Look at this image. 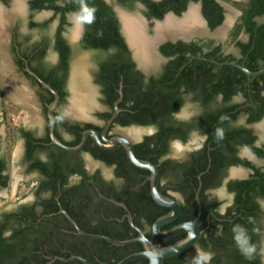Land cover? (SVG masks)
I'll use <instances>...</instances> for the list:
<instances>
[{"label": "trees", "instance_id": "16d2710c", "mask_svg": "<svg viewBox=\"0 0 264 264\" xmlns=\"http://www.w3.org/2000/svg\"><path fill=\"white\" fill-rule=\"evenodd\" d=\"M8 3V0H1ZM118 4L131 8L139 3L143 6V16L149 21H161L164 17L172 13L176 17H180L186 12L189 4L201 3L203 17L208 22L211 31L218 28L224 21V9L217 0H113ZM231 4L242 13L233 28L230 38L231 42L236 43L240 49V58L234 55H224L220 46H215L212 40H197L190 43L177 41L176 43H166L160 47L161 54L167 59L162 69L157 75L147 77L144 73L136 69L134 62L130 61V50L122 34V26L117 14L111 4L106 0H86L90 7H94L95 19L91 24H84V33L80 40L82 50L95 51L101 55L107 54L105 60L100 63L101 72L96 82L102 86V95L105 97L106 103L113 109L114 102L118 99L117 92L119 82L123 78L124 98L120 104L122 113L118 116L115 124L123 126H141L153 127L155 133L145 136L144 140L135 146L136 156L142 161L150 160L153 164H160L159 148L167 145L172 139H179L185 143L193 130H198L202 134H206L209 138L207 144L215 150L211 152L212 166L208 173L202 176L203 185H213L219 187L222 185V176L224 167L243 166L252 171L248 180L230 183L229 187L232 192H236L238 200H242V194H246V203L244 209L247 211L250 219L256 215L258 207L255 204L257 197L264 198V171L262 168L255 167L252 163L245 159L235 158L236 147H246L255 153L261 159H264V150L255 146L256 137L252 130L244 127H235L233 122L239 117L240 112L248 115L247 123L249 125L258 123L264 118V74L253 77L248 80L247 75L240 69L230 65H219L211 60L224 62H237L244 65L251 72H258L264 69V21L259 22V17H264V0H221ZM30 22L29 28L46 29L51 21L60 16L59 26L55 32L57 40V51L60 53L62 69L65 74L69 70V60L71 59L72 49L62 37L68 23L67 17L79 10V0H29ZM44 11H53L54 17L43 23L33 21V14ZM246 32L249 36L247 43H240L238 40L242 32ZM113 52V53H110ZM45 52L39 56L44 57ZM38 57V58H39ZM39 58V59H40ZM206 59V60H203ZM210 60V61H209ZM24 65H22L23 67ZM33 69V68H32ZM47 83H49L60 95L61 103H64L68 96V89L65 81L57 76V73H48L42 75L33 69ZM57 76V77H56ZM4 91L0 90L1 99L4 97ZM241 95L245 98L246 103H252V106L234 113L239 108V104H233L236 96ZM49 102H53L54 96H50ZM195 103L200 107V114L193 119V123L187 124L184 121H178L174 115L177 113L187 101ZM217 107L213 105L215 103ZM12 104L0 100V119L9 120L12 113L16 112ZM15 111V112H14ZM111 115L108 114L109 118ZM88 127H92L88 125ZM79 129V126L76 127ZM221 128L224 132V138L217 141L215 137V129ZM15 136V134H14ZM30 143L33 140L32 135L28 136ZM15 140V138H14ZM80 139L66 143L68 146H76ZM49 141V140H47ZM40 149H44L40 147ZM47 150V149H46ZM50 152V150H47ZM84 151H90L95 159L104 160L108 165H117L119 175L125 178L126 154L110 155V152H104L95 146L89 145ZM207 149L200 153V159L196 163L181 164L182 173H185L191 184H186L185 180L181 182L183 188H190L199 184L198 175L208 168L209 158L206 155ZM204 153V155H203ZM68 155L58 153L56 160L60 161ZM31 157V156H30ZM118 160L120 162H118ZM56 163L58 164V162ZM45 164L37 162L32 165L31 169L40 171L47 176L53 183V195L45 202V209L41 211L42 215H50L58 212L59 207L56 204L57 183L60 179L63 183L64 194L71 196L77 187H69L67 185L68 176L75 173H83L67 169L63 172L58 171L54 164ZM52 166V168H49ZM8 162L4 157L0 156V193L9 187V177L6 175ZM85 174V173H83ZM130 178V177H129ZM131 183L134 182L131 179ZM131 183H128L130 186ZM78 191V190H77ZM132 198L130 189L126 190ZM182 191H184L182 189ZM193 191V190H191ZM135 197L140 199L135 202L134 221L137 226L144 228V224L148 227L165 214L160 206L155 204L150 194V183L142 185ZM63 206L68 209L72 218L77 219V211L70 210L69 201L63 199ZM141 203V206L138 204ZM149 205V207H148ZM75 207V206H74ZM79 208L80 203H79ZM77 207V208H78ZM194 208V207H193ZM32 214H25V218H36L35 208ZM29 212V211H27ZM31 212V211H30ZM41 215V214H40ZM38 215V216H40ZM34 220V219H33ZM48 226L39 229H27L21 226L13 230L10 237L5 234L10 230V226H0V264H33L34 258L39 257L37 251H43L45 247L38 243H24L25 246H19V238L23 240H31V236L37 235L39 239H53L62 241L67 246L68 254H61L65 257L80 256L92 263L97 264H118L125 257L142 251L139 246L117 247L106 241H98L83 236L67 235L60 232V223L57 220L49 225V221H44ZM19 225V224H18ZM80 227L93 234H106L114 239L126 240L123 235H116L111 229L104 232L102 228L93 230L92 226ZM171 226L165 227L170 229ZM130 232V227H126ZM252 228L250 227L249 230ZM29 230V231H25ZM26 233H30L28 236ZM52 235V236H51ZM137 234L134 232V236ZM185 235L169 242H160L151 237L154 243L160 244L162 247L169 246L182 239ZM132 237L129 236V239ZM43 249V250H42ZM196 255L194 248L183 255L169 259L165 264H191L192 257ZM43 264L41 262H34ZM71 264H83L82 262H72ZM132 264H149L147 259H139Z\"/></svg>", "mask_w": 264, "mask_h": 264}, {"label": "flooded vegetation", "instance_id": "af4514ba", "mask_svg": "<svg viewBox=\"0 0 264 264\" xmlns=\"http://www.w3.org/2000/svg\"><path fill=\"white\" fill-rule=\"evenodd\" d=\"M13 2L16 5L15 3L16 0H8V3H4V1L0 0V9L2 8L3 11L12 15V12L10 13L9 10H11V6ZM217 2L224 9V21L218 28H216L213 31L209 29L208 22L202 15V10H201L202 6L200 2L189 4L186 12L183 13L182 16L177 17L178 23L182 21L184 22L185 19L189 16V12L192 10L194 11L195 15L198 17V22L193 26V28H190L186 30L185 32L178 29L174 33L167 34L166 36H164L167 38L161 37V39H164V40L159 44L157 48V54H158V57L162 60V62H160V64H157L155 73H152L151 70L145 71L144 69H141L140 65L138 64V62L135 61L133 57L132 50L128 46L130 53H131L130 61L134 62L136 65V69L144 73L147 77L154 76L160 72L163 65L167 62V59L160 52V47L163 44L176 43L177 41L190 43V42L197 41V40H212L215 42V46L221 47L224 55L227 56L229 54H232L237 59H239L240 53H241L240 49L236 43L231 42L230 34L233 28L235 27L237 21L241 17L242 13L238 11L239 16L237 17L235 22L232 23V25H229L230 20H229V17L227 16L228 10L226 9L224 5V3H227V2L221 1V0H217ZM137 4L135 5L137 6ZM16 11L18 12L15 6L14 12ZM174 16L175 15H173L172 13H169L161 21H156V20L149 21L145 17L144 18H145V22L147 21V23L149 24H154L155 22L157 23L162 22L166 20L168 17L174 18ZM58 17L60 18L59 15ZM68 17H67V20H68V23L70 24ZM257 20L259 22H263L264 17H259ZM33 21H34V14H33ZM9 23H12V22H9ZM82 26H83L82 27V36H83L84 25ZM40 29L41 28H39L38 30ZM66 29L63 32L62 37L72 49V55H71V59L69 60V70L67 74H65L64 70L61 68L62 67L61 57H60L59 51H57L56 49L58 44L55 38V34L53 38H48V37L46 38L42 36L39 39H35L33 35H25V34L19 33V28H15L14 30L10 32L9 46H10V50L12 53L11 55L12 61H9L10 62L9 76H13L12 70H13V65H14L17 73L19 75H22L23 78L31 86L36 88L37 90L36 96H37L38 103L41 108L40 113L44 120V123L33 125V126H30L29 128H25L24 126L19 125V127L16 128L15 130L14 138L18 137V139L22 142V156H21L20 163L21 165L24 166L25 177L29 178L31 176H34V177L36 176L35 177L36 184L34 185L33 197H31V199H27V196H25L24 198L20 200L16 208L11 210L10 212L3 213L2 215H0V226H7V225L10 226L11 231H7L5 234L6 237H10L13 230L20 227V224L23 227V229L24 228L39 229L41 227V230H42V227L48 226L44 221L48 220L49 225H51L53 222H50V221L57 220V222L60 223L59 227H61L62 225L60 232L66 233L67 235L71 234L75 237L83 236L85 238H89V237L79 234L75 225L61 212L63 210L69 214L70 218L73 219L77 223V225L79 226L81 230L83 229L80 227V224L83 227L92 226L93 230H95V228L96 229L102 228L101 230H104V232L111 229L112 233L116 235H123L124 237H127L128 239L118 240L106 234H101V233L93 234V233L83 230L86 233H90L96 236L101 235V236L108 237L110 239L118 240V241L132 240L139 236L138 231L135 230L130 224V219H132L133 224L137 226L134 221L135 219L134 212L136 208L135 202L136 200H140V199L136 198L135 194L139 191V188L142 185H146L147 183H150V194H151V181H150L151 174L148 171H142L140 169H137L134 165H132L131 162L129 161L125 148L121 145L117 146L115 149H112V150H104L98 146V144L92 137H90L85 147H88L89 145L95 146L97 149L99 148L100 150L104 152H110V155L114 154V156H117V158H118V155H121L122 152H125L126 160H127L125 163L127 164V166L125 167L126 171L122 173V174H125L124 175L125 178L119 175L116 164L108 165L104 160L95 159L94 155L90 151H84L85 147L83 148V150L79 152H68L56 146L55 144H53L51 141V136H50L51 123L48 117V112H49V106L54 102V100L51 103L49 102L51 98L50 96L51 95L54 96V95L47 89L43 88L42 85L39 82H37L34 77L28 75L25 72V69L27 68V66H29V68L35 74H37V72H35L33 69L37 70L44 76L47 75L48 73H57L58 74L57 76H59L60 79L65 81L66 87L68 89V96L65 99L64 103H61V99H60V103L57 109H55L53 112L54 121H55L54 134H55V137L60 142H62L65 145L66 143H70L78 139H80L79 141L81 142L83 138V134L89 130H94L100 136H103L109 121L114 115L115 103L118 101L117 99L114 102V106L112 109L109 106V104L106 103V101L104 100L105 97L103 96L104 94L102 95V86L96 82L101 72L100 63L103 60H105V58L107 57V54L102 56L101 53L98 52L97 53L98 55L96 56V59L94 60L93 65L91 67H88L90 71H87L88 73L89 72L91 73V76H90L91 81L99 88L100 102L103 108L105 109V112L100 111L99 109L98 110L94 109L93 111H91L90 115H92V119L94 121L92 122L88 118L89 110L92 108V106L90 107L89 105H86L88 104L87 102H85V104H83L84 102H82L81 104L77 103L78 105L81 106L80 109H76L75 111L71 112V114L64 113L62 109L68 103V98L70 97V94L74 93L73 88H72V76H73V73H76V70L72 68L74 50H73L72 44L70 43V41L66 39L64 35L66 32ZM34 30H36V28H34ZM205 30H208L211 36L208 37V36L203 35V37L193 38L190 40H187V38L184 39L181 36V35H184V36L195 35L198 33L202 34L205 32ZM80 31H81V28L79 29V32L76 38L80 35ZM121 32L123 34V31ZM217 33L220 34L223 38H226V41L223 42L220 39L217 40L216 37L214 36V35H217ZM145 38L147 39L146 42L150 43L152 40H154L155 37L152 39L147 38V37ZM248 39H249V36L246 34V32L243 31L237 41H239L240 43H247ZM125 41H126V38H125ZM135 43L136 42H133V44ZM229 49H231V51H229ZM50 51L56 56L55 60L49 57ZM42 52H45L46 55H44L43 58H40L39 56L41 55ZM110 53H113V52H110ZM148 53H149V57H147L146 59L150 61L155 60L154 59L155 57L153 58V54H152L153 52H151L150 50V52ZM203 60H206V59H203ZM156 61H158V58ZM211 61L217 62L219 63V65L220 64L223 65L224 63L239 64L233 61L224 62V63H220L215 60H211ZM5 62L7 63V61ZM0 64H1L0 72L1 73L3 72L4 74L6 72L3 67L5 63L2 64V62L0 61ZM22 65L24 66L22 67ZM239 65H242V64H239ZM82 66H85V65H82ZM80 74L81 75L77 77L79 80H82L83 76L86 77L87 75L84 71L80 72ZM37 75L39 76V74ZM121 81L123 82V78H121L120 82ZM120 82H119V85H120ZM84 84H88V79ZM0 90L4 91V95H3L4 97L2 99L0 97V100H4L6 103L12 104V105L16 103V105L19 106V101H15L7 93L6 86L0 85ZM232 103L239 104V108L236 111H234V113H238L240 110L246 109L248 108V106L249 107L252 106V103L247 104L245 98L242 97L241 95L236 96ZM120 104L118 106H120ZM217 104H219V102L215 103L213 106L217 107ZM182 108H184V117L181 119H177L176 114L179 113ZM182 108L177 113H175L174 117L178 121L187 122V124L193 123L192 122L193 119H195L200 114V111H201L199 105L192 103L189 100L185 103V105ZM119 110L120 111H119L118 116L122 113V109L120 107H119ZM110 113L111 115L108 118L107 115ZM116 119L111 123V125L107 129L106 137L108 139H112L115 137L129 138L128 134H130L131 136L135 137V139H137L136 141H133L135 144L134 148L137 144H140L144 140L145 136H150V134L142 136L141 133L138 134L136 130L141 132V130H143L144 128H151V129L153 128V127H141V126H123L120 124H115ZM247 120H248V115L246 113L240 112L239 117L232 124L233 126L237 128L244 127V128H248L252 130L253 135L257 139L255 141V146L262 148L264 150V141L262 140L264 139V127L263 128L258 127L259 124L264 122V118L260 122L254 123L251 125L247 123ZM88 125H91L92 127H88ZM78 126H79V129L76 128ZM153 131L155 133V129ZM29 135H32L33 140H34L31 143H30V138L28 137ZM205 136L207 137V139H204ZM208 140L209 138L206 134H202L198 130H193L190 132V135L188 136L187 141L185 143L182 142L183 150L181 151V153L177 154V156H173L174 149L170 147V142H169L167 145H163L162 148H159L160 157H159L158 162L160 164L155 165L150 160H148V162L152 163L159 170L161 194L165 197H168L176 201L177 203L181 205V208H182L179 218L168 226H171V228H174L176 226H179L185 223L197 221L198 219V223L200 225L202 235L199 241L197 242V244L193 248L195 251L197 248H202L205 251L212 252L214 255H213V259L210 261V264H264V258L260 257L259 255L254 256V258L252 259H248L244 255H242V253L239 251L234 241V233L232 231L233 227L239 224L248 230V234L250 235L251 241L253 243H258L259 241L264 239V198L257 197L255 199L254 202L258 207V211L256 212V215L252 216V218L250 219L249 216L245 215L248 213L244 209V205L246 203V194H242L241 196L242 200L239 201L237 198L236 192H232L229 187L230 183L248 180L250 175L252 174V171L249 168H246L243 166L224 167V170L222 171L223 172L222 185H220L219 187L213 186L214 183L216 182L215 179H213L212 181L213 185L211 186L208 185L205 187V185H203L201 178L203 175L209 172L212 166L211 152L215 150L214 148L210 147L209 144H207ZM40 147H43L44 149H40ZM46 149L50 150V152H48ZM204 149H207L206 155L209 158L208 168L206 171L198 175V181H199L198 186L196 187L194 185L193 187L190 188L193 191L191 190L189 191V188H183V186H181V182L183 181V179L184 180L186 179L185 173L184 172L182 173V170L180 169L181 164L196 163V161L200 159V156H201L200 153H202ZM136 151L137 150L135 148V153ZM58 153L60 154L67 153L68 155L63 157L60 161L59 160L57 161L56 158L53 157V155L57 157ZM234 156L237 159H245L249 161L250 163H252L255 167L262 168L264 171V159H261L260 157H258L250 149L246 147H241V146L236 147ZM1 157H4L6 159L5 156H1ZM56 161L58 162V164L56 163ZM256 161L261 164L260 165L257 164ZM37 162H43L47 165L56 163L54 165L60 172H63L67 169H72L78 172L82 171L83 173H85V174L75 173L73 175L68 176V179L66 182L67 185L65 186V189L69 187L70 188L77 187V190H78V191L77 190L73 191L71 196L64 194L62 181L60 179L56 180L58 195L55 198H56V204L59 207L58 208L59 211L51 213L50 215H45V213L44 215H42L43 212L41 213V211H44L45 209L44 207L45 202L52 197L54 187H53V183L50 181V179L47 176L43 175L40 171L36 169H31L32 165ZM118 162L120 161L118 160ZM49 168H52V166H50ZM5 174L8 175L9 177L8 169ZM131 179L134 182V184L131 183ZM188 180H189L188 178L187 180H185L187 185L191 184ZM128 183H131L130 186H128L129 185ZM127 189H130L132 193V198L129 195V193L126 191ZM182 189L184 191H182ZM218 190H221V191L218 192ZM19 192H20V189H19ZM220 192L222 196H220L219 194ZM233 194H234V197H233ZM197 196L199 197V200L202 206V213H201L200 218H198L200 206L198 204ZM64 198L69 201V204L71 207L70 210L77 211L76 212V214L78 215L77 219L72 218L68 209H66L63 206ZM79 203L81 206L80 208L78 207ZM139 205L141 206V203ZM34 208L36 212V218L33 217L29 219L30 216H27V218H25L24 217L25 214L26 215L27 213L32 214L33 212L32 210ZM162 209L165 210V214L163 216L168 215L170 213L169 210L164 209V208ZM127 226L131 228L130 232L127 231L126 229ZM137 227L141 229L142 231H144L145 235L150 240H152L151 237L154 238L153 231H152L153 225L148 227L147 225L144 224L143 229L140 228L139 226ZM250 227L252 228L251 230H249ZM254 228H258L259 232L253 231ZM20 229L21 227L19 228V230ZM165 230H169V229H165L164 227L162 231H165ZM25 231L27 232L29 230H25ZM134 232L137 235L133 237ZM26 234L28 236L30 235V233H26ZM183 235L185 236L182 239L176 240V242L181 241L184 238H186L187 233ZM129 236L132 238L129 239ZM181 236H179L178 238H180ZM89 239H93V238H89ZM93 240L106 241L104 239H99V238L93 239ZM160 242H169V241H160ZM24 243L32 244L33 246H35V244L38 243L40 246L45 247L43 248L44 250L42 249L43 251L36 252L39 254V257L34 258V260L32 261L33 264H37L34 262H41L43 264H71L72 262H77V261L70 260L74 256L67 258L61 255V254L63 255L68 254V250H67L68 248L64 242L56 241V238L53 239V236L51 239H43V240L39 239L37 235L31 236V240H23L19 238V246L21 247L25 246ZM134 245L139 246V248H141L142 251L144 250V247L141 243H135L129 246L131 247ZM117 247H127V246H117ZM90 263L97 264V263H92V262ZM105 264H108V263H105Z\"/></svg>", "mask_w": 264, "mask_h": 264}, {"label": "rangeland", "instance_id": "374dc122", "mask_svg": "<svg viewBox=\"0 0 264 264\" xmlns=\"http://www.w3.org/2000/svg\"><path fill=\"white\" fill-rule=\"evenodd\" d=\"M22 2L23 8L19 12H14L15 9V4L14 2L12 3L10 13L12 12V15L1 10L0 9V61L4 64V71L0 74V85L1 86H6L7 93L9 96L14 99L15 101H19V106L14 103L13 107L16 109L15 113H12L11 117L9 120H3L0 119V155L5 156L7 161H8V174H9V187L5 190H3L0 193V215L3 213L10 212L14 208H16L17 204L20 202L22 198L27 196V199H31L33 197V188L34 185L36 184L35 182V177L31 176L29 178L25 177V170L24 166L21 165L20 160L22 156V142L18 139V137L15 138L14 140V134L16 128L20 126H24L25 128H29L30 126L37 125V124H42L44 123V120L41 116L40 113V105L38 103V99L36 96V88L31 86L24 78L22 75H19L16 71L15 66L13 65V70L12 74L13 76H9V61H12V53L10 50L9 46V41H10V32L14 30L15 28H19V33L25 34V35H33L35 39H39L40 37H48V38H53L57 27L59 26L60 18L57 16L55 17L50 25L48 26L47 29L43 30L39 28L30 29L29 28V22H30V11H29V6H28V0H19ZM109 4H111L116 12L120 11V13L128 14L130 16H133L134 18H137L141 20L144 28L146 29L147 34L151 37L154 38L156 37L157 34V27L158 25H162L165 23L164 20L162 22H155L154 24H149L147 21H143L144 16L142 14V6L137 4L134 5V8H128L125 6H122L118 4L117 2L113 0H106ZM226 9L228 10L227 16L229 17L230 24L232 25L233 22L237 19L239 16L238 10L233 7L229 3H224ZM195 7V6H194ZM14 8V9H13ZM196 8V7H195ZM197 10V9H196ZM198 12V11H197ZM2 14V15H1ZM8 16V17H7ZM54 17V13L52 11H44L40 13H34V21L35 22H45L49 21L51 18ZM70 25L67 27L66 32H65V37L70 43L72 44L73 50H74V58L72 62V68L76 70V73L79 74L80 72L85 69L84 72H86V77L88 79V84L87 87L85 88L88 93V105L92 108L89 110L88 118L92 121V115H90V112L95 110H100L104 111L105 109L101 105L100 102V91L99 88L91 81V73L87 72L90 71L88 67H91L94 63V60L96 59V56L98 55L94 51H83L81 46H80V38L82 36V27L80 25L81 31L80 35L73 39V32L75 30L76 24L72 22L70 19V15L68 17ZM143 19V20H142ZM175 19V18H173ZM178 20V19H175ZM12 22V23H9ZM13 24V25H11ZM205 36H211L209 34L208 30H205L204 33H198L195 35H181L182 38L187 40L193 39V38H198V37H203ZM180 36V38H181ZM190 36V37H189ZM216 39H220L221 41L225 42L226 38H223L220 34L217 33V35H214ZM225 36V35H223ZM167 38V37H164ZM164 39H160L159 42L157 43V48L159 44L163 41ZM227 46V45H226ZM231 51V49H229ZM49 57L55 60L56 56L49 52ZM158 58V61H156ZM152 67L148 68V71L151 70L152 73L156 72V66L157 64H160L162 60L158 57L157 50L155 53V58ZM7 61V63L5 62ZM8 64V65H7ZM12 65V64H11ZM85 65V66H82ZM83 68H82V67ZM1 67V64H0ZM85 67V68H84ZM158 70V68H157ZM15 72V73H14ZM7 73V75H6ZM15 78V79H14ZM74 94H70V97L68 98V103L66 106L63 107L64 113L71 114V112L75 111L76 109H80V105L74 104L73 97ZM79 103V102H78ZM81 104V103H79ZM88 119V120H89ZM31 124V125H30ZM258 127L263 128L264 127V122L259 124ZM154 129L152 128H144L143 130L138 131V134L141 133V135H153L154 134ZM128 137L132 141H136L135 137L131 136L128 134ZM264 141V139H262ZM181 153V151H176L174 150V155L177 156V154ZM257 162V161H256ZM257 164H261L257 162ZM20 186V188H19ZM20 189V192H19ZM220 196H222L221 192L219 193Z\"/></svg>", "mask_w": 264, "mask_h": 264}, {"label": "water", "instance_id": "95a60500", "mask_svg": "<svg viewBox=\"0 0 264 264\" xmlns=\"http://www.w3.org/2000/svg\"><path fill=\"white\" fill-rule=\"evenodd\" d=\"M123 15L130 17V18H134V17L130 16L128 14H124L122 12L120 13V11L119 12L117 11V16L121 22L123 34L126 38L128 46L132 50L133 57H134L135 61L138 62V64L140 65L141 69H144L145 71H147L149 67H152L154 60L150 61V60L146 59L140 50L141 47L139 45H132L130 43L128 36L126 34V29H125L124 21H123ZM174 18L177 19V17H175V16H174ZM135 19H137V18H135ZM143 19L142 20L145 21V18H143ZM137 20H139V19H137ZM139 21H141V20H139ZM143 32H144L145 37L152 39L147 34L144 26H143ZM159 40H157L156 43L154 42L155 44H153L154 45L153 53H152L153 58L155 57V53H156L157 45H158L157 43L159 42ZM212 62L215 64H219V63L214 62V61H212ZM225 64L231 65V66L236 67V68L240 69L241 71H243L247 75L248 80H250L253 77H258V76L264 74V69H262L258 72H251L245 66H242V65H239L236 63H224L223 65H225ZM220 65H222V64H220ZM83 71H85V69H83ZM25 72L28 75L34 77L35 80L37 82H39L43 88L50 91L55 97L54 102L49 106V112H48V117H49V120L51 123L50 136H51L52 143L55 144L56 146L62 148L63 150L68 151V152H79V151L83 150V148L85 147V145H86V143L90 137H92L96 141L98 146L104 150H112V149H115L119 145L123 146L127 152V156L129 158V161L131 162V164L134 165L137 169H140L142 171H148L151 174V177H150L151 196H152L153 201L158 206L170 211V213L168 215L160 217L153 224L152 231H153L154 238L158 241H172V240H175L176 238H178L179 236H181L185 233H187V236H186V238H184L181 241H178V242L171 244L169 246L162 247L161 245L155 244L152 240H150L145 235V232L142 231L141 229H139L137 226H135L133 224V220L130 219L131 226L135 230L138 231L139 236L135 239L127 240V241L113 240V239H110L108 237H104L101 235L96 236V235L84 232L83 230H81L79 228L77 223L73 219L70 218L69 214L66 211L62 210L61 212L75 225L79 234L84 235V236L89 237V238H93V239H98V238L104 239V240L108 241L109 243H111L115 246H129V245H132L135 243H141L143 245V247H144L143 251L127 256L126 258L121 260L118 264H131L132 262L137 261L139 259H147L149 261V264H165V262L167 260L178 257L180 255H183L186 252H188L189 250H191L197 244V242L199 241V239L202 235V231H201L200 225L198 223V219H197V221L185 223V224L176 226L174 228H171L169 230L162 231V229L164 227H167L168 225L172 224L173 222H175L179 218L181 211H182L181 205L179 203H177L176 201H174L168 197H165L161 194L159 170L152 163H150L148 161H142L136 156L135 148H134L135 144L133 141H131L127 137H115L112 139H108L106 137L107 129L109 128L111 123L117 118L119 111H120L118 105L123 101V98H124L123 82L121 81L120 85H119V89H118L119 98H118V101L115 103L114 115L112 116L111 120L109 121L103 136H100L94 130L86 131L83 134V138H82V141L80 142V144H78L77 146L71 147V146L65 145L62 142H60L55 137V134H54V132H55V121H54L53 112L55 109H57V107L60 103V99H61L60 95L58 94V92L55 89H53L49 84H47L37 74H35L29 68V66H27V68L25 69ZM76 75H81V74L80 73L79 74L73 73V76H72V88L74 91V93H73L74 94V96H73L74 102L73 103L78 105L77 104L78 102H80V103L84 102L83 104H85V102L88 101V98H87L88 93H87V90L85 89L87 87V84H84L87 81V79L85 78V76H83L82 80H79L76 77ZM81 98H83V100H81ZM86 105H88V104H86ZM197 199H198V204L200 206L198 218H200L201 213H202V206H201V202L199 200V197ZM192 233H195V238H190ZM70 260L80 261L84 264H91L88 260H86L80 256H74Z\"/></svg>", "mask_w": 264, "mask_h": 264}, {"label": "clouds", "instance_id": "9594fccd", "mask_svg": "<svg viewBox=\"0 0 264 264\" xmlns=\"http://www.w3.org/2000/svg\"><path fill=\"white\" fill-rule=\"evenodd\" d=\"M95 11L96 9L94 7H90L88 3H86V0H79V10L71 13L70 19L73 23L81 26L84 24H91L95 19ZM183 117L184 108L176 114L177 119H181ZM215 137L217 141L224 138V132L221 128L215 129ZM204 139H207V137L205 136ZM170 147L176 151L183 150L182 142L179 139H172L170 141ZM219 191L221 190H218V192ZM232 231L234 233V241L242 255L248 259H252L256 255L264 258V239L258 243H253L250 235L248 234V230L239 224L235 225ZM253 231L259 232V229L254 228ZM190 238H195V233H192ZM213 255L214 254L210 251L197 248L196 255L192 257L191 264H210V261L213 259Z\"/></svg>", "mask_w": 264, "mask_h": 264}, {"label": "bare ground", "instance_id": "6f19581e", "mask_svg": "<svg viewBox=\"0 0 264 264\" xmlns=\"http://www.w3.org/2000/svg\"><path fill=\"white\" fill-rule=\"evenodd\" d=\"M16 9L19 11L22 10L23 5L22 2L19 0H16ZM2 10V9H1ZM2 15V14H1ZM123 21L124 26L126 29V34L128 36V39L132 45H139L141 48V52L143 53L144 57H149L150 50L153 52V47L157 40L161 39V37L166 36L167 34L174 33L176 30L186 31L190 28H193V26L198 22V17L195 15L194 11L189 12V16L185 19L183 22H179L171 17H168L164 24L158 25L157 27V34L154 40H152L150 43L146 42L147 39L144 36L143 32V24L141 21L130 18L123 15ZM80 26L76 24L75 30L73 32L74 39L76 38L78 32H79ZM136 42L133 44V42ZM155 42V43H154ZM80 75H76V77H79ZM83 100V98H81ZM80 103V102H79Z\"/></svg>", "mask_w": 264, "mask_h": 264}]
</instances>
